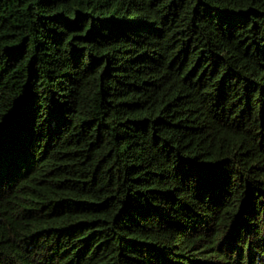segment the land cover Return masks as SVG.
<instances>
[{"label":"trees","instance_id":"1","mask_svg":"<svg viewBox=\"0 0 264 264\" xmlns=\"http://www.w3.org/2000/svg\"><path fill=\"white\" fill-rule=\"evenodd\" d=\"M0 264H264V0H0Z\"/></svg>","mask_w":264,"mask_h":264}]
</instances>
